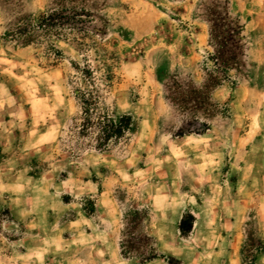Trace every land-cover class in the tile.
<instances>
[{"label": "clouds", "instance_id": "9594fccd", "mask_svg": "<svg viewBox=\"0 0 264 264\" xmlns=\"http://www.w3.org/2000/svg\"><path fill=\"white\" fill-rule=\"evenodd\" d=\"M0 264H264V0H0Z\"/></svg>", "mask_w": 264, "mask_h": 264}, {"label": "rangeland", "instance_id": "374dc122", "mask_svg": "<svg viewBox=\"0 0 264 264\" xmlns=\"http://www.w3.org/2000/svg\"><path fill=\"white\" fill-rule=\"evenodd\" d=\"M62 199H63L65 202H67L68 200L71 199V197H67V196H65V197H62Z\"/></svg>", "mask_w": 264, "mask_h": 264}]
</instances>
